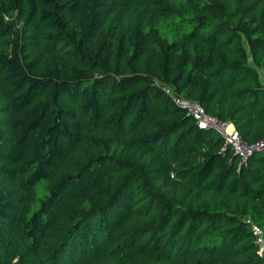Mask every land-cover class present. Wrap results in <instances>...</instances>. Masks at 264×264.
Masks as SVG:
<instances>
[{
  "label": "trees",
  "instance_id": "1",
  "mask_svg": "<svg viewBox=\"0 0 264 264\" xmlns=\"http://www.w3.org/2000/svg\"><path fill=\"white\" fill-rule=\"evenodd\" d=\"M261 76L264 0H0L3 264H264V151L161 88L253 141Z\"/></svg>",
  "mask_w": 264,
  "mask_h": 264
},
{
  "label": "built area",
  "instance_id": "2",
  "mask_svg": "<svg viewBox=\"0 0 264 264\" xmlns=\"http://www.w3.org/2000/svg\"><path fill=\"white\" fill-rule=\"evenodd\" d=\"M161 88L170 95V99L174 103L185 110V113L192 118L197 128L211 130L220 138V149L229 152L226 158L227 162L234 158L236 164L243 165L247 163L253 152L264 151V135L253 141H247L229 120L218 118L215 114L206 113L197 101L171 94L169 88L164 85ZM247 221L250 223L255 251L264 260V231L250 219H247Z\"/></svg>",
  "mask_w": 264,
  "mask_h": 264
},
{
  "label": "rangeland",
  "instance_id": "3",
  "mask_svg": "<svg viewBox=\"0 0 264 264\" xmlns=\"http://www.w3.org/2000/svg\"><path fill=\"white\" fill-rule=\"evenodd\" d=\"M261 80L262 82H264V77L261 76ZM264 84V83H263ZM13 247H11L12 249ZM11 249H9V253L8 255H6V260H8L9 264H35L36 262V256L38 257L37 259V263L39 261V257L41 256V251L38 250V252H35L36 249H28L26 251H22L23 248L19 247V245H17L15 247V250H18L17 253H14L13 251H11ZM13 252V253H12ZM4 253L0 252V264H3V262L1 261V259L3 258Z\"/></svg>",
  "mask_w": 264,
  "mask_h": 264
},
{
  "label": "crops",
  "instance_id": "4",
  "mask_svg": "<svg viewBox=\"0 0 264 264\" xmlns=\"http://www.w3.org/2000/svg\"><path fill=\"white\" fill-rule=\"evenodd\" d=\"M262 81V80H261ZM264 83V82H263Z\"/></svg>",
  "mask_w": 264,
  "mask_h": 264
}]
</instances>
